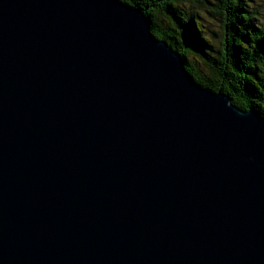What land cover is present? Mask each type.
I'll return each mask as SVG.
<instances>
[{
    "label": "water",
    "instance_id": "water-1",
    "mask_svg": "<svg viewBox=\"0 0 264 264\" xmlns=\"http://www.w3.org/2000/svg\"><path fill=\"white\" fill-rule=\"evenodd\" d=\"M0 264H264V116L138 8L0 0Z\"/></svg>",
    "mask_w": 264,
    "mask_h": 264
},
{
    "label": "trees",
    "instance_id": "trees-1",
    "mask_svg": "<svg viewBox=\"0 0 264 264\" xmlns=\"http://www.w3.org/2000/svg\"><path fill=\"white\" fill-rule=\"evenodd\" d=\"M118 1L144 12L199 85L264 116V0Z\"/></svg>",
    "mask_w": 264,
    "mask_h": 264
},
{
    "label": "rangeland",
    "instance_id": "rangeland-1",
    "mask_svg": "<svg viewBox=\"0 0 264 264\" xmlns=\"http://www.w3.org/2000/svg\"><path fill=\"white\" fill-rule=\"evenodd\" d=\"M261 4H263V6H262V11L264 12V1H262ZM211 29H212V30H215V28L212 27V25H211Z\"/></svg>",
    "mask_w": 264,
    "mask_h": 264
}]
</instances>
